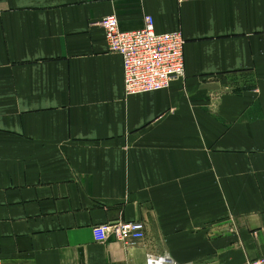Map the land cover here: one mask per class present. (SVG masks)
I'll return each instance as SVG.
<instances>
[{"label":"crops","instance_id":"obj_1","mask_svg":"<svg viewBox=\"0 0 264 264\" xmlns=\"http://www.w3.org/2000/svg\"><path fill=\"white\" fill-rule=\"evenodd\" d=\"M180 30L185 72L125 95L98 21ZM264 0H0V264L264 254ZM143 220L133 245L99 223Z\"/></svg>","mask_w":264,"mask_h":264},{"label":"built area","instance_id":"obj_2","mask_svg":"<svg viewBox=\"0 0 264 264\" xmlns=\"http://www.w3.org/2000/svg\"><path fill=\"white\" fill-rule=\"evenodd\" d=\"M98 25L104 31L108 51L121 56L125 95L165 89L171 81L183 77L185 39L180 30L158 32L153 17L148 14L144 15V24L138 29H120L114 14L102 17ZM92 236L97 242L112 238L133 245L145 238V224L140 220L99 223L92 227ZM145 264L180 263L165 251L147 252ZM242 264H264V254Z\"/></svg>","mask_w":264,"mask_h":264},{"label":"rangeland","instance_id":"obj_3","mask_svg":"<svg viewBox=\"0 0 264 264\" xmlns=\"http://www.w3.org/2000/svg\"><path fill=\"white\" fill-rule=\"evenodd\" d=\"M140 221H142L143 223H145L143 220H140ZM168 252L169 254H170V252L167 250V249H165V248H162V251H160V252H156V253H162V252ZM171 255V254H170Z\"/></svg>","mask_w":264,"mask_h":264}]
</instances>
